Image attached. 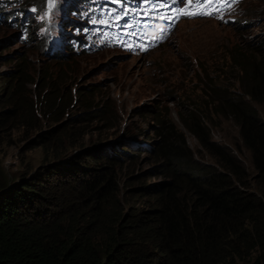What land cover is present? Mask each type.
<instances>
[{
  "label": "trees",
  "instance_id": "trees-1",
  "mask_svg": "<svg viewBox=\"0 0 264 264\" xmlns=\"http://www.w3.org/2000/svg\"><path fill=\"white\" fill-rule=\"evenodd\" d=\"M233 57L239 87L211 90L241 146L213 140L195 109L179 114L212 163L197 158L167 118L157 120L154 140H109L57 159L84 136L82 123L101 117L85 95L79 115L38 131L34 142L44 156L37 167L10 178L0 166V264H264V118L253 106L264 112V38ZM18 59L0 74V134L34 128L33 119L40 128L36 104L22 95L26 84L37 99L46 90L47 121L68 108L60 86L44 82L46 69L44 79L28 55ZM142 154L148 167L128 172Z\"/></svg>",
  "mask_w": 264,
  "mask_h": 264
},
{
  "label": "rangeland",
  "instance_id": "rangeland-1",
  "mask_svg": "<svg viewBox=\"0 0 264 264\" xmlns=\"http://www.w3.org/2000/svg\"><path fill=\"white\" fill-rule=\"evenodd\" d=\"M9 1L19 6V10L31 7L37 11L35 14L30 12L28 25L23 28L18 27V21H15L17 26L0 22V74L15 68L18 58L28 55L35 74L40 72L45 79L43 72L46 69L49 80L46 78L44 82L51 81L54 86H60L58 91L68 108L63 114L57 112L56 117L60 120L56 123L47 121L46 116L42 117L43 104L40 103L46 90L39 88L37 99L35 89L26 84L22 95L36 104L35 118L43 120L40 119V128L33 119L34 128L16 125L5 134H0V166L7 177L18 178L27 174L29 167H37L44 156L42 147L34 142L38 131L52 130L65 118L79 115L84 109V95L87 100L90 99V103L87 101L85 105L97 106L101 109V117L82 123L84 136L74 148L62 151L57 159L78 147H91L109 140H154L157 120L167 118L184 133L186 144L195 156L212 163L180 120V113L192 109L198 112L213 140L233 149L241 146L238 127L231 118L218 112V103L211 88L214 84L231 90L239 87V76L242 75L235 70L233 56L238 49L244 55L250 54V45H260L263 40L264 0L244 1L231 13L235 21L227 24L211 19L182 20L168 41L143 55L130 56L106 49L79 54L72 50L71 53L61 51V57L57 59L54 55L43 53L37 43L42 30L49 24L48 20L39 19L41 8L47 9L46 0ZM11 10L17 11L14 6ZM53 19L58 21L59 18L55 14ZM27 37L29 42L26 44L24 39ZM12 57L14 60L10 61ZM55 77L60 78L54 80ZM74 89L79 91L75 93ZM253 106L264 118L261 108L255 103ZM144 158L145 154L140 155L137 163H131L133 169L128 172L146 169L150 163L144 162ZM249 162V154L244 152L243 163L248 169ZM154 181L156 179H148L145 183Z\"/></svg>",
  "mask_w": 264,
  "mask_h": 264
},
{
  "label": "clouds",
  "instance_id": "clouds-1",
  "mask_svg": "<svg viewBox=\"0 0 264 264\" xmlns=\"http://www.w3.org/2000/svg\"><path fill=\"white\" fill-rule=\"evenodd\" d=\"M244 1H246V0H242L239 4H236L234 8H231L224 16L219 17L217 19H213V18H189V19H183V20L211 19V20H215V21H218V22H222L224 24H227L229 22H234L235 18L231 17V13L237 6H239ZM13 6H14V8H16L17 11L14 12L13 10H11L13 8ZM32 9L33 8H31V7H27V8H23L22 10H19V6H15L13 1L0 0V16H1V18L5 19L4 22L7 23L9 26H17L18 25L19 28H23L24 25L25 26L28 25V22L30 20V18L28 16H29L30 12H32L34 14L36 13V12H33ZM44 9H45V7H44ZM38 10H40V9L38 8ZM41 10H42V8H41ZM237 20L238 19L236 18V21ZM15 21H18L17 25L15 24ZM176 27L173 29L172 33H170V35L168 36L166 41H168V39H170V37L172 36V34L175 31ZM39 37L40 38L37 40L38 41L37 43L41 45V51L43 53H45V54L54 55V57H57V56L61 57V53H60L61 51H65V52L71 53L72 50H74L75 52H77L79 54L80 53L85 54V53H94V52H97V51H100V50H105V49H98V50H96L94 52H88V51L82 50L83 48L80 45H78V46H80V48L77 47L76 49H73V47L68 42H65V43H62V44L53 45V44H50L47 41V37L45 35L40 34ZM24 38H26V36ZM28 38L29 37H27V39ZM27 39H24V41L27 40ZM165 42L158 44V46L164 44ZM158 46H156V47H158ZM155 48H153L152 50H154ZM106 50H108V49H106ZM152 50H150V51H152ZM110 51H119L121 53H125L126 55H130V56L143 55V54H133L131 52L122 51V50H118V49L110 50ZM150 51H148V52H150ZM144 54H146V53H144Z\"/></svg>",
  "mask_w": 264,
  "mask_h": 264
},
{
  "label": "snow or ice",
  "instance_id": "snow-or-ice-1",
  "mask_svg": "<svg viewBox=\"0 0 264 264\" xmlns=\"http://www.w3.org/2000/svg\"><path fill=\"white\" fill-rule=\"evenodd\" d=\"M209 2H211V0H209ZM46 3H47V9L46 10H41L42 14L40 15L39 19L48 20L49 23H52L53 22V18H54L55 14H56L58 0H46ZM187 3L191 4L192 0H187ZM32 11L36 12L37 9L33 8ZM184 14L195 15V13H188V12H185Z\"/></svg>",
  "mask_w": 264,
  "mask_h": 264
}]
</instances>
